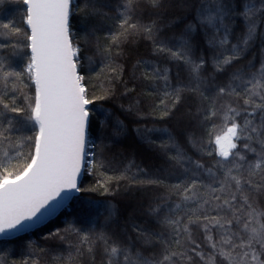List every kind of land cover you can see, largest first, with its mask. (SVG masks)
<instances>
[{
  "label": "snow or ice",
  "instance_id": "obj_1",
  "mask_svg": "<svg viewBox=\"0 0 264 264\" xmlns=\"http://www.w3.org/2000/svg\"><path fill=\"white\" fill-rule=\"evenodd\" d=\"M13 2L18 0H0V8ZM22 5L26 27L0 19V237L4 242L55 213L73 193H80L78 176L83 169L104 167L86 159L93 123L89 105L94 100L88 96L79 69L83 59L93 62L84 54L95 47L102 62L108 61L101 73L110 68L113 75L107 79L111 85L123 71L114 59L123 52L114 49L130 37L143 36L152 40L155 52L182 62L187 71L186 82L174 86L167 68L137 61L143 80L153 85L162 82L156 94L163 116L186 94L195 95L200 101L198 115L205 121L221 120L219 127L213 125L215 153H207L221 159L205 167L199 161L186 160L176 150L170 159L181 167L186 162L191 175L172 185L158 204L149 206L157 230L133 222L131 234L127 229L109 231L115 210L100 204L95 206V226L85 231L70 224L51 238L75 237L68 264H264V46L259 67L249 61L234 68L227 82L220 79L256 39L264 40L260 31L264 0H200L192 5L195 23L169 40L158 36L165 0H116L114 8L97 0H22ZM105 8L112 12L111 17ZM75 16L85 25L96 18L112 19L116 27L109 33L108 46L101 45L95 27H86L77 38L71 24ZM237 16L243 19L245 30L233 44L232 23ZM201 30L213 52L211 57L206 53L194 56L193 32ZM21 55L22 67L17 62ZM209 60L211 71L206 67ZM102 87L105 95L96 99L112 95L111 87ZM106 122L107 117L101 121V129ZM29 124L36 128L34 135H21ZM119 130L117 123L114 131ZM191 142L204 147L194 138ZM25 147L30 151L25 153ZM162 147L171 151L166 144ZM201 169L207 183L197 171ZM111 179L99 184L104 192L110 191ZM142 183L161 182L147 179ZM173 196L180 202L169 203ZM0 264H7V259H0ZM22 264L38 261L28 257Z\"/></svg>",
  "mask_w": 264,
  "mask_h": 264
},
{
  "label": "trees",
  "instance_id": "obj_2",
  "mask_svg": "<svg viewBox=\"0 0 264 264\" xmlns=\"http://www.w3.org/2000/svg\"><path fill=\"white\" fill-rule=\"evenodd\" d=\"M177 1L180 0H165L167 7L162 10L164 15L160 21L161 31L158 33L160 39L169 40L174 35H178L187 25L195 23L196 12L192 5L198 4L200 0H185L184 7L188 4V8L184 10L174 8ZM97 2L114 8L116 0H97ZM22 7V0L5 4L3 8H0V19L14 20L17 26L26 27L22 24L23 12L20 11ZM104 11L109 17L112 16L108 8ZM144 22L146 23L147 19ZM71 24L77 38L83 35L86 27L98 28L96 37L104 47L111 42L109 33L115 31L116 27L110 18H96L85 25L80 16H75ZM232 27L234 31L231 42L234 44L245 30L243 19L239 16L235 17ZM260 31L264 33V26L260 28ZM192 44L194 56L206 53L207 57H211L213 54L208 49L202 30L193 32ZM262 46H264V40L256 39L251 49L241 57L238 63L229 68L227 73L220 75V79L227 82L234 68L242 67L249 61H253L259 67ZM120 50L123 55L116 56L114 59L123 71L120 79L114 80L111 85H108L107 79L113 75L110 68L101 73V68L108 61L102 62V57L95 54V47L84 54L91 56L93 62L89 64L86 59H83V67L79 69L85 76L83 83L88 96L94 100V103L89 105L93 123L88 132L87 152L91 156H87L86 159L99 161L104 167L85 168L80 185L82 191L54 220L10 242L0 240V253L4 254L0 259L6 258L7 264H22L28 257L37 260L38 264H68L66 258L70 250L74 251L71 249V244L74 243L75 237L69 236L68 239L61 241L58 238H51V234L63 231L70 224L87 231L96 224L95 206L100 204L115 210L109 231L122 233L127 229L131 234L130 225L133 222L142 227L157 230L159 225L149 214V206L158 204L159 198L167 196L172 185L185 181L187 176L191 175L190 166L186 162L184 167H181L170 159L175 155L176 150L179 149L184 153L186 160L199 161L205 167H210L215 160L221 159L215 154L207 155L209 151L215 153L216 132L213 130V125L219 127L221 120L205 121L203 116L198 115L199 99L189 94L185 95L168 116H163V106L160 105V97L156 94V87L162 82L153 85L143 80L141 77L143 69L137 65V61H144L149 65L167 68L169 79L175 86L178 82L187 80V71L183 63L155 52L152 40L143 36L130 37L120 45L119 49H114V51ZM25 51L28 52V50ZM17 62L22 67L25 62L24 56L17 58ZM134 65L137 67L134 68ZM206 67L208 71H211L210 60ZM102 84L111 87L112 95L103 100L96 99L105 95ZM30 88L31 94L34 95V86L30 84ZM125 88L132 91L126 93ZM182 116L188 117L183 128L178 121V117ZM105 117H107L106 127L101 129L100 123ZM117 123L120 126L118 133L114 131ZM35 130L36 128L29 124L20 134L34 135ZM169 137L172 139L169 140ZM193 138L198 145L204 147L194 146L191 142ZM209 140L213 142L209 144ZM165 144L171 151L162 147ZM23 151L27 153L30 149L25 147ZM197 171L205 177L202 169ZM108 177L112 178L107 185L110 191L104 192L99 184ZM147 179L159 180L161 183H142ZM205 182H208L206 177ZM93 188L96 190L91 191L90 189ZM172 201L180 202L175 196L169 198V203ZM180 214L183 215V213ZM100 219L103 222V217ZM40 249H44V252L41 253ZM61 257L64 259L57 260Z\"/></svg>",
  "mask_w": 264,
  "mask_h": 264
},
{
  "label": "water",
  "instance_id": "obj_3",
  "mask_svg": "<svg viewBox=\"0 0 264 264\" xmlns=\"http://www.w3.org/2000/svg\"><path fill=\"white\" fill-rule=\"evenodd\" d=\"M30 54V53H29ZM87 151V148H86ZM84 171L85 169L82 170L81 174L78 176V184L79 186L81 185V181L83 179V175H84ZM79 193H73L72 199L77 196ZM72 199H70L63 207L59 208L55 213H53L50 216H47L45 219H43L41 222L35 224L34 227L28 229L27 231L24 232H20L18 233L16 236L12 237V239L18 238L20 236H24L28 233H31L39 228H41L42 226L46 225L47 223H49L50 221L54 220L57 216H59L65 209H67L68 205L70 204V202L72 201ZM0 240H4L3 237H0Z\"/></svg>",
  "mask_w": 264,
  "mask_h": 264
},
{
  "label": "rangeland",
  "instance_id": "obj_4",
  "mask_svg": "<svg viewBox=\"0 0 264 264\" xmlns=\"http://www.w3.org/2000/svg\"><path fill=\"white\" fill-rule=\"evenodd\" d=\"M185 0H180V1H177L175 4V7L174 8H176L177 10H184V9H187L188 8V4L187 5H185V7H184V2ZM188 117H185V116H182V117H178V121H180V123H181V127L183 128V125L184 124H186V122L188 121V119H187ZM89 147H87V149H88ZM91 155L89 154L88 155V157H90Z\"/></svg>",
  "mask_w": 264,
  "mask_h": 264
}]
</instances>
